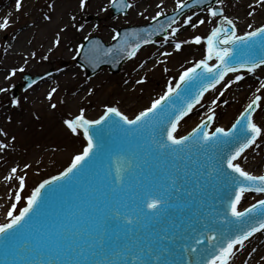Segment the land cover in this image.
<instances>
[{"label":"rangeland","instance_id":"rangeland-1","mask_svg":"<svg viewBox=\"0 0 264 264\" xmlns=\"http://www.w3.org/2000/svg\"><path fill=\"white\" fill-rule=\"evenodd\" d=\"M1 1H12L13 3V0ZM32 1L34 3L29 6L30 2L23 0L22 8L19 11L15 9L14 5V14H11L12 25L6 31L0 30V67L1 69L5 67L8 70L5 79L0 80V90H6L0 91V105L2 102L6 103V108L0 111V141L12 146L8 165L13 166L17 162V172L12 174L10 171L13 178L9 184L15 188H11L13 194L6 207L5 215L0 217V223L11 219L8 212L13 210V204H15L13 214L18 215L26 205L27 197L42 180L62 171L73 162L76 155L83 152L86 143L82 132L80 131V134L73 133L66 125V120L75 119L82 110L86 118L96 119L106 111L107 107H117L130 118L135 117L167 90L169 82L174 84L185 69L192 67L196 61L204 59L206 41L201 44L183 42L191 41L195 36L207 37L209 28H214L219 20V17L211 18L207 8L194 9L172 26L180 28L175 36L171 35L172 29L170 28L165 37L144 47L145 52L138 51L136 56L121 67L120 71L113 73L108 68H102L93 77H88L87 71L76 62L79 48L87 38L98 35L103 41L111 43L115 39L116 29L149 23L153 18H149L148 12L139 16L135 15L133 0H128L132 5L128 12L117 16H113L110 9L111 0H87L83 8L81 0H75V8L64 13L61 12L63 7L71 0ZM142 1L147 3L146 0ZM153 1L148 0L149 3H153ZM173 1L175 10L178 8L177 2ZM227 1V4L223 2L222 5L215 4L213 6L223 7L224 14H233L234 0ZM104 3L107 5L101 8ZM11 7L13 8V4ZM52 9H55L58 14L54 19L51 16L52 21L47 23L45 19L50 16L49 13ZM188 16H192V23L198 24L200 19L205 20V23L192 27L191 24H185ZM3 18L0 17V23ZM54 21L59 25V29H56L55 33L53 31V37L55 36L56 39L53 41V37L49 36L41 41V33L49 29ZM81 25L85 27L83 31H81ZM22 26H28L26 43L29 53L4 58L2 50L6 51L9 48L14 30ZM183 26H187L185 32L181 30ZM251 26L252 28H249L248 31L252 30L255 24H251ZM86 29L89 30V33L86 32ZM104 30L107 31V34H104ZM110 37H112L111 40ZM165 38H167V42H165ZM57 39L60 41L58 45L55 43ZM176 42H182L180 50L175 48ZM48 48L51 49L48 50ZM164 53H170V55H164ZM13 70H15V75H11ZM48 71H51L52 74L41 81L44 82V86L39 90L42 92L38 91V93L43 95L45 91H48L51 93V98L49 95L45 98L41 96L35 101V106L38 108L37 112L30 114L32 125L29 129L24 128L22 134H16L17 139H13L12 132L16 133L19 123L23 121L24 125L26 123L22 102L29 98L30 91L41 82L25 91L20 89L17 98L13 97L12 89L18 83H23L24 74L35 76ZM234 75L231 74L226 81L234 79ZM244 75L243 81L232 84L226 91L222 85L220 87L224 93L222 96L218 94L219 90L208 92L204 102L194 113L195 117L191 118L192 121L179 134L209 114L210 109H214L216 113L215 125L229 126L256 95L262 97V107L255 116L257 120L260 119L264 114V88H261L264 71L259 69L255 74L244 72ZM142 79L144 82H137ZM258 88L259 92H257ZM53 89H55L54 92ZM238 91L242 94L240 97H235L234 93L236 94ZM230 96L231 99H229ZM14 99H19L20 104H13ZM214 100L215 104L212 103ZM44 109L46 113H43ZM39 116L48 121L46 129L40 132L37 128ZM24 125L21 123L20 126ZM260 125L262 126V123ZM8 129L10 132L7 131ZM258 143L261 144L260 141ZM261 154L264 157V153ZM261 154L258 148L253 146L246 152L245 157L260 158ZM26 165L28 167H25ZM21 175L25 177V186L22 191L19 189L18 179ZM2 188L0 185V190ZM17 193L21 196L19 202L15 200ZM260 250L259 256L248 264H264V246Z\"/></svg>","mask_w":264,"mask_h":264},{"label":"snow or ice","instance_id":"snow-or-ice-1","mask_svg":"<svg viewBox=\"0 0 264 264\" xmlns=\"http://www.w3.org/2000/svg\"><path fill=\"white\" fill-rule=\"evenodd\" d=\"M23 0H15V9L19 11L22 8ZM177 7L182 14L184 9L191 7V5L185 0H176ZM224 0H215L217 4H223ZM87 3V0H81V7L83 8ZM111 3L115 7H119L124 0H111ZM196 5L212 4V0H193ZM258 4H264V0H257ZM125 8L132 7L131 4H124ZM106 10V9H105ZM207 12L211 18L219 17L218 25L212 28L210 35L207 37L195 36L191 41H185L183 43H195L201 44L206 41V57L199 61H196L192 67L185 69L179 76V82L173 84L168 83L167 91L164 95L155 99L151 107L139 112L134 118H129L117 107H107L103 116L99 119L86 118L83 110L80 115L75 119L66 120L65 123L68 128L75 134H80L82 130L83 135L86 137L87 146L84 148L81 154L74 157L71 166L68 167L59 176H54L51 180H45L38 187L34 189L30 196L27 197V205L19 212L18 215H14L15 204L12 205V211L8 212V216L11 218L7 223H0V240L15 241L19 249L22 252H35L38 245L32 244L30 238L25 235L24 230L26 228L27 220L30 218V214L38 210L39 205L43 202L44 189L46 186L52 185L53 182L60 180H70L74 178L75 172L83 168L85 163L91 158L97 150L102 148L103 143V129L98 127L103 125L106 121L112 117H119L115 124L124 128L125 131L132 133H139L143 129L153 126L157 122V118L164 116L167 118V127L160 131L159 138L153 136L152 143L156 145L159 150L160 156H175L177 159H184V156H179V153H186L191 156L196 151H205V155L209 150L218 149L223 146L230 145L235 141V146L231 151L221 157V163L226 166V169H230L231 173L228 175L231 177V186L233 192L230 197L229 210L232 217L236 218V221L244 223L247 217V227L241 228L237 234L225 238L222 233H218L216 230L209 228L207 224L204 225L205 232H200L196 237H192L193 243L183 245L187 249L189 256L196 254L199 259L193 261L189 259L187 264H232V261L238 250L245 247V241L252 237L255 233L264 230V199L257 201V203L240 210L242 200L245 198V194L249 192L264 193V175H255L250 171H247L242 166V158L245 157V153L253 146L259 148L260 143H264V127L257 124L254 120V113L261 107L262 97L256 95L255 98L247 105L245 110L240 114V117L231 126V128L225 129L224 127H216L212 130V124L215 122L216 113L214 109H210V114L206 116V119H202L199 124L196 125L187 135H179L178 128L180 122L187 117L196 107L200 104L204 97V94L210 89H215L217 85L223 83V88L226 91L232 84L243 81L245 79L244 72L255 74L258 69L264 71V55L256 59H244L236 56V50L239 46L243 48H252L259 46L264 49V26L256 27L254 30L247 31L244 35L238 34L237 24L234 20L230 19L224 14L223 7L217 8L215 6H209ZM249 12V15H252ZM163 15V13H158ZM156 19V17H153ZM192 16H188L185 20V24H191L192 27L203 25L205 20L200 19L198 24L192 23ZM13 21L11 15H6L0 23V30H7ZM176 23L175 16L170 18L169 28L172 29L171 35L175 36L180 31L179 27L173 28L172 24ZM83 28V25L80 26ZM251 29L252 26L249 25ZM155 34V30L149 31L148 36L151 37ZM120 34L116 33L118 37ZM167 42V38H165ZM58 45L59 39L55 41ZM143 44L154 43L151 39H143ZM141 47V43H135L131 46V50L127 51L128 57L136 56L138 50ZM182 42H176L175 48L180 50ZM111 51V49H109ZM164 55H170V53H164ZM215 61L214 63H211ZM23 71V69H20ZM229 73L235 74L234 79L225 80ZM15 75V70L11 73ZM138 83L144 82L137 81ZM193 82H199L198 91L192 95L189 94L187 98L181 96V93L186 87L192 85ZM34 83V82H33ZM31 85H29L30 87ZM261 88H264V81H261ZM6 91V90H0ZM55 89H53V92ZM260 89H257L259 92ZM224 93L221 91L220 95ZM177 97L181 101V106L177 108L176 104L172 103V98ZM51 98V93L49 94ZM13 104L19 105V99H14ZM213 104L216 103L214 100ZM227 103V101H225ZM168 105H171L172 112L166 111ZM55 107V105H53ZM125 126H127L125 128ZM95 130V131H94ZM5 135H7L5 133ZM13 139H15L13 137ZM8 145L0 141V149L6 148ZM208 161H212L213 157L208 155ZM25 167H28L27 165ZM204 167V165H201ZM126 169L118 164L116 176L113 183H119L120 186L124 183L123 173ZM220 169L216 167L215 163L211 165L210 170L205 172L206 176H213L218 173ZM17 168H12L11 173L15 174ZM236 174V175H231ZM13 175L7 177L12 179ZM171 180V184L167 187H163V191L153 190L152 188H146L140 197L144 207L142 209L123 211L122 209L127 207L126 205H120L119 201L114 204L108 213L103 217L100 222V226L96 231V235H91L89 243L88 240H84L83 243L88 249H93L97 245L103 247L105 245L106 236L108 232V224L111 221L122 220L125 226L136 224L142 217L139 213H142L144 217L154 216L160 214L165 206L168 205L169 199L167 192L171 188H176L177 177L171 175L168 177ZM19 189L23 190L25 186V177L23 175L18 177ZM115 191V189H114ZM21 196L16 194L15 200L19 202ZM259 217V218H258ZM224 219H227L226 217ZM195 231V229H193ZM51 238V235H50ZM64 243V254L71 256L73 252L77 255H83L84 248L75 242L70 240L68 236H62ZM163 239H174L172 236H165ZM205 240L213 242L214 252H209L207 247H202ZM221 242V246L216 248V242ZM70 241V242H69ZM239 246V248H237ZM126 251L129 254V259L125 260L123 264H169V261L163 259L164 252L167 249L161 251L154 248L150 244L144 246H136V250L133 248H127ZM56 255H59L57 252ZM30 264H37L32 261ZM39 264H83L78 260H47L40 261Z\"/></svg>","mask_w":264,"mask_h":264},{"label":"water","instance_id":"water-1","mask_svg":"<svg viewBox=\"0 0 264 264\" xmlns=\"http://www.w3.org/2000/svg\"><path fill=\"white\" fill-rule=\"evenodd\" d=\"M213 2L215 0H212ZM257 47L259 46L252 48ZM262 55L264 54L260 56ZM127 58L125 54L111 63L104 62L102 65H110L113 70H117ZM78 61L85 64L82 55ZM195 88L192 87L191 91ZM195 92H189L186 87L181 96L187 98L189 94L194 95ZM173 103L177 108L181 106V101L177 97ZM166 111H173L171 105ZM118 120L119 117H112L98 126L103 129L102 148L89 158L82 169L75 172L74 178L56 181L46 186L43 202L37 211L30 214L24 230L32 244L38 245L36 251L22 252L17 243L11 251L12 256L22 257L20 264H30L32 261L39 264L42 260L123 264L129 259L127 248L136 250L137 245L142 247L145 244H150L161 251L167 249L163 259L169 261V264H187L189 259L197 261L199 257L196 254L189 256L183 245L193 243L192 237L205 232V224L222 233L225 238L247 227V217L245 222L241 223L231 216L229 203L233 187L231 177L228 175L231 172L224 165H221L219 174L206 176L205 172L210 170L213 162L208 161L207 157H197V151L191 156L186 153L177 154L184 156V159L160 156L152 139L153 136L159 138L160 131L167 127L168 121L164 116L158 117L153 126L139 133L125 131L115 124ZM234 146L235 141L225 154ZM118 164L126 169L123 173L122 186L118 182L113 183ZM171 175L177 177L176 188H171L167 192L169 203L160 214L144 217L139 213L142 218L136 224L128 226H125L122 220L111 221L108 224L105 245L103 247L97 245L93 249L85 247L83 241L88 240L91 243L89 234L96 235L94 230L99 229L101 220L117 201L120 205L127 206L122 209L123 211L130 209L139 211L144 207L140 199L143 191L146 188L163 191V187L171 184L168 178ZM251 197L248 193L245 194L250 205L255 199L260 198L256 195ZM244 200L241 202L240 210L247 206ZM211 204L218 208L217 214L210 212ZM225 217L227 219H224ZM62 236H68L70 240H75L84 248L83 255H77L75 252L71 256L65 255L63 251L65 241ZM165 236H172L174 239H163ZM215 246L218 248L221 242L218 240ZM202 247H207L209 252L215 251L213 242L208 240H205ZM57 252L59 255H56ZM5 263V260L0 261V264Z\"/></svg>","mask_w":264,"mask_h":264},{"label":"bare ground","instance_id":"bare-ground-1","mask_svg":"<svg viewBox=\"0 0 264 264\" xmlns=\"http://www.w3.org/2000/svg\"><path fill=\"white\" fill-rule=\"evenodd\" d=\"M146 2L142 1V0H133L134 5H133V9H134V13L135 15H141L144 13H149V18H153L158 16V13H169L171 12L175 7L174 5V1L173 0H154L153 3H149L148 0H146ZM26 2H30L28 3V5L30 6L31 4H33L34 2L32 0H26ZM224 2H226L227 4V0H225ZM11 2L8 1H1L0 2V17H5L6 15H11L14 14V3L15 0H13V8L11 7ZM224 4V3H223ZM107 3H104L101 8H104V6H106ZM234 13L233 14H225L227 15L230 19L234 20L237 24V29H238V34L241 33H245L248 31L249 29V25L251 24H255V27H259L260 25L264 24V4H258L257 0H234ZM75 8V0H71L69 2L66 3V5L63 7L62 9V13L66 12V11H72ZM249 12H252V15H249ZM58 13H56L55 9H52L49 13L50 16H48L45 21L47 23H49L50 21H52V17L53 19L55 18V15H57ZM187 26H183V28L181 29L183 32H185V28ZM27 28L28 26H22V27H18L16 30H14L13 32V38L9 44V48L6 51H3V56L4 58H9V57H13V56H20L21 54H25V53H29V50L27 48V43H26V38L28 36L27 32ZM59 29V25L56 21H54V23L51 25V27L49 29H46V31L44 33H41V41L46 39L47 37L51 36L53 37V31L55 33V30ZM85 29V27H83L81 29V31H83ZM86 32L89 33V30L86 29ZM87 33V34H88ZM104 34H107V31L104 30ZM56 39V37H53V41ZM111 39V37L109 38ZM51 48H48V50ZM141 52H145V48H142L140 50ZM4 69H1L0 67V80H4L5 77L7 76V69L5 67H3ZM44 86V82H41L40 84L36 85L29 93V98H27L26 100H24L22 102V106H23V111L25 112V117H26V123L24 125V121L21 122L24 126L21 127V123H19L20 125L16 128V133L12 132L13 137L17 139L16 134H22L24 128L29 129V127L32 125L31 124V120L30 117L32 113L37 112V108L35 106V101L40 98L41 96H43L44 98L46 96H48L50 94V92L45 91L43 93V95H41L40 93H38L39 90L43 89ZM238 90H240V87H238ZM42 92V91H39ZM243 92V91H242ZM221 93V90L218 91V94ZM239 91L235 94V97H240ZM229 99H231V96L229 97ZM41 100V99H39ZM6 108V103L2 102L0 105V111H3ZM41 108V107H40ZM43 109V108H42ZM263 111H264V105H263ZM40 112V110H39ZM46 113L45 109L44 112ZM194 113H192V115H190L189 117H187L186 119H184L182 121V123L179 125V131L180 129L185 128L186 126L189 125L191 118L195 117ZM30 120V121H29ZM19 122V121H18ZM47 120L46 118H42L41 116H39L38 120H37V128L38 131L40 132L41 130L44 131L47 127ZM255 122L257 124L260 125V123H262V127H264V114L261 115L260 119H255ZM260 122V123H259ZM195 124V123H194ZM15 129V128H14ZM13 130V128L11 127V131ZM8 132L9 129L7 130ZM37 131V132H38ZM4 144L8 145V147L6 148H2L0 149V185L3 187L0 190V217L3 215H5L6 207L8 206V202L12 197L13 194V189L11 188H15L10 186V180L7 179L8 176L11 175L10 171L12 170V168H16L17 166V162H15V164L13 166L8 165L11 154L10 151H12V146L9 143L3 142ZM260 154L264 153V143H261L259 148H258ZM262 156L260 158H253L252 156H248L246 158H242V166L247 170L252 172L255 175H264V157L263 154H261ZM264 246V230L259 232L258 234H256L255 236H253L250 240L245 242V247L241 250H238L236 252V255L232 261V264H248L249 262L253 261L256 259V257L259 256L260 252H261V247ZM237 248H239V246H237Z\"/></svg>","mask_w":264,"mask_h":264}]
</instances>
